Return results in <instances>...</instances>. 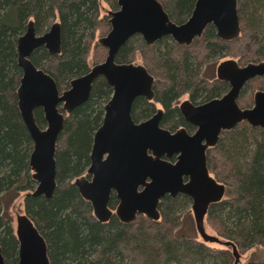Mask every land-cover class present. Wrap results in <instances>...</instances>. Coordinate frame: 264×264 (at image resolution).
<instances>
[{"label": "water", "instance_id": "obj_1", "mask_svg": "<svg viewBox=\"0 0 264 264\" xmlns=\"http://www.w3.org/2000/svg\"><path fill=\"white\" fill-rule=\"evenodd\" d=\"M119 8L110 13V29L99 43L106 48L103 61L94 64L82 76L70 81L71 87L60 91L55 82L41 69H37L28 56L33 49L44 46L49 53L59 50V24L55 22L48 32L36 35L30 20L26 31L17 38V64L22 71L16 90L17 106L22 120L32 139L29 165L32 177L37 182L36 194L48 197L54 186V144L62 128L63 116L58 104L69 111L88 96L93 80L103 76L112 87V94L105 105L103 124L97 128L91 151L93 174L91 183H79V190L93 202L95 214L107 218L105 202L108 192L114 188L120 199L116 213L125 221L137 212H146L156 218L155 206L158 198L170 192L184 193L193 198L194 220L203 240L217 241L204 232L202 217L208 202L219 200L224 185L208 175L203 150L205 145L214 144L218 133L245 122L252 127H264V90L253 95V105L241 109L236 98L245 82L255 76H264V62L238 66L228 59L217 66V77L229 83V90L221 98L190 107L181 106L187 121L197 126L196 132L188 136L183 129L175 134L156 127L148 121L134 124L129 118L132 101L138 96H152L153 77L142 65L115 62L119 48L134 34L142 36L150 44L162 37H170L177 44H189L193 37L201 34L207 25L215 28L221 40H231L240 31L237 15V0H195L191 14L181 24L170 20L158 0H117ZM41 108L46 128L36 126L33 110ZM150 149L156 159L146 157ZM108 153L105 160L102 154ZM180 152L175 165L159 161V155ZM115 172L111 182L108 171ZM114 174V173H113ZM190 175V181L182 184L181 175ZM151 177L150 183L142 181ZM144 186L141 191L137 187ZM16 237L18 240L17 264H48L45 245L33 223L26 215L17 214ZM231 245L235 262L238 260L234 244ZM0 264H4L0 252Z\"/></svg>", "mask_w": 264, "mask_h": 264}, {"label": "trees", "instance_id": "obj_2", "mask_svg": "<svg viewBox=\"0 0 264 264\" xmlns=\"http://www.w3.org/2000/svg\"><path fill=\"white\" fill-rule=\"evenodd\" d=\"M2 1L8 3V0H1V2ZM37 1V5L42 4V0ZM62 1V4L65 5L68 0ZM69 1L71 2L73 0ZM158 1L161 2L164 10L171 19V12L177 8L174 0ZM51 2L52 4H55V0H51ZM35 3L31 4L28 11L34 9L36 6ZM193 4L191 3L189 7V14L193 8ZM68 7L69 8L65 9H68L67 11L69 15L70 11L74 8V4L69 3ZM20 8L19 11L23 15V5H21ZM237 14L241 27L240 35L237 38L232 41L224 42L214 36V30L211 26H209L205 30V35L201 37L202 40L200 44L196 47L192 45L187 47V49L190 48L193 50V48H196L195 54L202 55L225 47L228 49V52L233 57H236L241 64L264 61V0H237ZM19 22L20 19H18L15 12H6L4 15L0 16V65L2 73L4 69H8V67H11L14 71L19 68H16L14 63V59H16V57L13 51V35L16 29H18ZM61 23L63 24V21ZM75 23L77 22L74 21V24ZM135 38L138 37H131L119 49L117 59L120 55L129 53L130 46H135V49L139 47L146 48L143 41L140 40L141 38L139 41L134 40ZM68 40L71 41V38ZM164 40L165 39H162L161 41ZM73 46L79 53V47L76 46L74 42ZM150 49L151 48L147 49L146 55H149ZM63 56L64 55H61L58 60L62 59ZM169 56L173 62L171 63L172 69L167 74L169 76L168 79L170 84L173 85L161 94V98L163 100L165 99L169 102L175 95L174 92L183 87L187 90H193L192 93L197 92L198 89L202 90V88H204L205 81H203L204 79L202 78L204 76L199 75L196 68L192 69L189 67V63L187 61L188 59L181 54L179 46L176 45L175 49L169 53ZM146 58L147 57H144V61L146 62L145 65L148 66L149 62L146 61ZM68 59L71 62L75 61V58L72 56ZM82 67H77L75 65L71 68H67V75L74 72L76 74L78 73L77 75L85 73L86 69L82 70ZM18 70L21 74V70ZM81 71L83 72L79 74ZM3 77L4 75L0 74V103L4 98L7 103V99L10 101L8 94L11 95L13 91V84L9 81H5ZM247 85L253 87L254 89H261L264 87V82L260 79H253L250 80ZM104 86L108 90V86ZM204 91L205 95L208 96V90L205 89ZM210 91L212 92V90ZM107 93H110V89ZM247 100L248 97L244 94V96L242 95L240 97L239 103L241 105H248ZM137 102L138 100H136V103ZM1 104H3V102ZM89 108L90 102L84 103L74 111L75 118L65 124V132L68 135L66 140L68 141L69 147L66 151L64 148L58 153L57 175H60L61 181L67 179L71 173H77V170L80 169L79 167H82L86 163L87 149L90 144V134L87 133L84 128V124H87L90 120L92 112L89 111ZM13 113L16 115L15 111H13ZM37 113L42 119L43 116L40 111ZM95 115L94 119L97 120L100 116V109L97 113H95ZM14 125L16 126L15 123ZM16 128L20 133L18 136L17 133L9 130L4 131L3 135L6 134V138L7 135L12 136V138L15 139L18 137L20 138V135L22 137L23 135L19 126L17 125ZM245 131L249 132L251 136H257V134L264 135V128L250 127L246 123H240L235 128L225 132L222 140H220L216 146L215 153L212 155L211 169L215 179L225 184V197L222 201L212 204L208 209V216L210 219L219 218L220 214L223 213L224 215L226 212L227 219H229L232 217L230 214L233 213V216L237 218L236 227L226 228L220 221L218 222V226L221 228L220 230L224 231L226 234L225 237L232 240L237 247L242 249V251L249 249L255 244L256 246L261 245L264 247V143L256 144L257 146L253 151L250 161L248 162L236 165L231 156L233 154L231 148L234 147L235 144L237 146L239 139L244 137L243 134ZM0 142V164H5L6 159L11 160L17 165V172L15 175L19 176V173L22 170L19 168L24 166L25 155L29 150H31V145L28 144L25 145V147H18L17 149L16 147L8 148L9 146H6V142L9 141L3 140L2 143V139L0 138ZM236 150L238 152L239 149ZM80 164L81 166H79ZM17 179L16 181L18 183L20 178L18 177ZM18 187L16 188V192H18ZM20 189H22V187H20ZM39 197L40 196L31 197L30 201L34 206V213L36 216H39L38 218L44 226L43 229L46 233V240L48 242V249L52 264H117L119 259L123 258L121 250L117 248L118 241H123L124 248L132 246L134 243L136 249L141 252L145 250L150 252L152 258L154 257L153 259L155 260V252H157L155 247H148L151 242L155 243V241L136 242V239L138 238L147 240V235L144 231H141L140 229L133 231V229L129 226H122L116 223L114 219H111L106 225L99 224L89 215L87 206L80 200L75 188L71 184H67L65 187L58 186L51 199L45 200ZM168 202L173 204V202L168 201L167 199L164 201V211H166L165 213L167 216V210H170V204ZM169 222L170 221L166 219L164 224H160V227H157L159 225H153L158 232L161 231L162 237L160 234V244L163 243L164 245H167L166 241H171V239H173V234L169 231L171 230ZM126 234L132 235L135 240L131 241V236ZM177 239L176 241L172 240L173 243L170 242V244H175L174 242H176V244H185L184 246L191 245L193 247H199L202 251L205 250L208 253L212 252L211 255H215V253L216 255L219 254L217 253V250H207L202 245L200 246L195 242L193 243V239H190L188 236L183 237V235L180 234ZM2 242L4 252L12 250L14 247L12 245V239H9L8 235H5V239L3 238ZM170 244L166 247L168 249H173V246ZM153 245L155 244L152 243L150 246ZM98 250L101 253L99 259H92L93 254ZM225 254L228 255L226 252ZM177 258L176 264H188L187 261H185L187 260V255H179ZM227 258L228 257L226 256V260ZM229 260L230 259H228V262ZM4 263L6 264L5 260ZM257 264H264V260Z\"/></svg>", "mask_w": 264, "mask_h": 264}, {"label": "rangeland", "instance_id": "obj_3", "mask_svg": "<svg viewBox=\"0 0 264 264\" xmlns=\"http://www.w3.org/2000/svg\"><path fill=\"white\" fill-rule=\"evenodd\" d=\"M193 2L194 0H174L175 6L177 8L171 12V19L176 22L180 19H186L190 11L189 7L191 3L193 4ZM33 3H35L36 6L34 7V9L28 11V8H30L31 4ZM37 3V0H8V3H5L4 1L1 2L0 0V16L4 15L6 12H15L17 14L18 19H20L18 29H16L13 35V51L16 57V59H14V63L17 68V49L15 40L17 39V37H19L26 31L30 20L33 22L32 27L36 35H42L48 32L51 28V25L57 22L59 24L60 37L59 50L56 53L49 54L47 51H45L43 47H37L32 50V52L28 56V59L37 69H41L45 73L51 75V77L55 79V83H57L58 88L61 91H64L69 87L70 81L79 76L77 75L78 73L76 74L75 72L67 75V68H71L76 65L77 67L83 66L82 70H88L94 64H97L104 60L106 56V49L99 44V39L105 36V34L109 31L110 13L116 11L119 8V5L117 0H73L71 2L68 0L65 4L66 6L62 4V0H55V4H52L51 0H42V4L38 5ZM69 3L74 4V8L70 11V14L68 15V9L66 10L65 8H69ZM21 5H23V15L19 11ZM73 20L77 23H80L74 24ZM62 21L63 24L61 23ZM70 38L71 41L68 40ZM134 40L139 41V38H135ZM73 42L76 44V46L79 47V53L78 50L76 51V49L74 48ZM150 48L151 49L149 51V55H146L147 48L139 47L125 55H120L117 61L119 63H131L142 65L147 70H149V72L153 75L154 80H156L155 87L158 88L162 85H167L166 87L170 86L169 88H171L173 84H170L168 79L169 76L167 73H169V71L172 69L171 63L173 62V60L169 56V53L175 49V46L172 42H167L166 40H164L160 43L151 44ZM179 51L183 56L188 59L187 61L189 63V67L192 69L196 68L199 75L207 70L208 72H210L211 75V70L217 65V63L227 57V53L223 51L222 48L217 49L214 53H209V55H207L206 53L204 55L198 56H196L195 54L196 48H193L192 50L190 48L187 49L186 46H183L179 48ZM61 55H64L63 58L58 60ZM70 56L75 58L74 62H71L68 59L70 58ZM144 57H147L146 61L149 62L148 66L145 65L146 62L144 61ZM18 69L14 71V69L8 67V69H4L2 73L0 65V74L4 75L3 79L13 84V91L11 95L8 94L10 101H8L7 99L6 103V99L4 98L5 100H2L3 104H1L2 102L0 103V138L2 139V143L3 140L9 141L6 142V146H9L8 148L16 147L18 149V147L22 148L25 147V145L30 144L32 150V139L29 135V132H27V130L25 129L24 121L20 118L16 105V87H18L19 85V75L21 76ZM82 72L83 71L79 72V74H81ZM210 75H208V78H211ZM104 85H106L104 79L100 77L95 78L91 84L88 99L86 100L87 103L90 102L89 111L92 112L90 120L87 124H84V128L89 134H91V131H94L97 125L99 124V118L97 120L94 119L96 116L95 113L98 112V110L103 106L106 100L111 96V93H107L109 88L107 90ZM192 92L193 90L189 89V94H191L194 99H199L201 97L200 89L197 90V94L196 92ZM248 92L250 91L248 90ZM174 93L176 94V92ZM248 95L246 94L247 97H249ZM187 96L188 93H185L181 97L174 98L176 99L175 101L180 102L181 100L187 99ZM247 104H250L249 99L247 100ZM59 106H61V104L58 105V107ZM13 111H15L17 116L13 113ZM37 112V110H34L35 124L40 129H45L46 122L44 118H40V115ZM66 118L67 119L64 123L69 122L71 120L69 116ZM14 123L16 124V126H19V129L23 136L21 137L20 135V138L18 137L17 139H15L12 138V136L7 135L6 138V134L3 135L4 131H12L14 133H17V136L18 134H20L19 130L16 128ZM243 136L244 137L240 138L239 142H237V146L235 144L234 147L231 148V150L233 151V154L231 156L233 162H235L236 165H240L243 162L245 163L250 161L253 151L257 146L256 144L264 143V135L262 134H257V136H251L249 132L245 131ZM66 137H68V135L65 132L64 125L63 131L60 133L58 141L59 144L63 145V148L61 147L60 150L65 148L64 150L66 151L69 147ZM236 149H239L238 152ZM31 150H29L28 153H26L25 155V164L22 168H19L20 170L22 169L21 171L19 170V176L15 175L17 172V165L14 164V162H12L11 160L6 159L5 164H0V247L2 249V256L6 264H17L18 261L17 250L19 243L16 237L15 230V218L17 214L26 215L27 218L33 223L40 236L44 238L45 241H47L46 233L43 229L44 226L39 220V216H36V214L34 213V206L30 201L31 197H35L33 196V193H36L35 191L37 187V182L32 177V170L29 165L28 154L31 153ZM60 150L57 152L56 160H58V153L60 152ZM84 165H86V163ZM79 166H81V164ZM79 168L80 169L77 170V173H71V175H69V177L67 179H64L63 181H61L60 175H57L56 180L58 181V186L65 187L67 184H71V177L74 175L79 176L82 173L83 166ZM18 177L20 178V181L17 183ZM220 183L224 184L223 182ZM18 186L22 187V191L20 194H17L16 192V188ZM225 187L226 186L224 184V188ZM55 190L56 188L54 189V192ZM39 198L48 200L44 196H40ZM181 202L182 204L180 205L179 202L178 207H175L174 210H167L169 217L165 213V219L170 221V226L173 225V229L169 230L173 234V239H171V241L165 239L167 240L166 242L168 246L170 242L173 243L172 240L176 241L180 234H182L183 237L193 236L198 241L199 239H202L197 233L195 221L193 219L192 212L190 209V204L186 201ZM226 213L224 215L223 213L220 214L219 218L216 219H210V217L207 215L206 219L204 220V223L202 221L204 232H206L210 236L216 237L218 239L216 242L219 243L208 242L204 243L205 245H203L197 242V240L195 239L192 240L193 243L195 242L200 246L202 245L206 249L207 247H210L214 250H217V253H219L217 255L216 253L215 255H211L212 252L208 253L205 250L202 251L199 247H193L191 245L184 246L185 244H176V242H174L175 244H170L171 246H173V249L170 248V250L166 247L167 245H164L163 243L160 244L161 231L158 232L153 225V227L148 226V222L141 221L139 223V227L141 231H144L146 233L147 240H142L138 238L136 239V242L155 241V243L151 242L148 246L149 248L155 247L157 251L155 252V260L153 259L154 257L152 258L150 252H147L146 250L141 252L140 250L136 249L134 243L132 246L124 248L123 241H118L117 248L121 250L123 258L119 259V262H117V264H176V260L178 259L177 257H179V255H187V260L185 261H187L188 264H230L235 258V256L233 255L232 246L225 245L223 243L225 241H230L231 243L234 242L229 238L225 237L226 234L224 233V231L220 230L221 228H219L218 222L220 221L226 228H234L237 225V218H235L232 213L230 214L232 215V217L227 219ZM132 229L133 231L139 230L135 228ZM5 235H8L9 239H12V245L14 246H12V250H8V252H4V248L2 246V241L3 238L5 239ZM126 235L131 236V241L135 240L132 235ZM152 243L156 246H150L152 245ZM235 245L236 244L234 243V247L239 258L238 264H257L264 260L263 246H256L255 244L252 245L249 249L242 251V249ZM219 249H227L228 255L225 254L226 251L224 252L223 250ZM100 254L101 253L98 250L93 254L92 259H99ZM226 256L228 257L227 260ZM228 259H230L229 262ZM49 264H52L51 258Z\"/></svg>", "mask_w": 264, "mask_h": 264}, {"label": "flooded vegetation", "instance_id": "obj_4", "mask_svg": "<svg viewBox=\"0 0 264 264\" xmlns=\"http://www.w3.org/2000/svg\"><path fill=\"white\" fill-rule=\"evenodd\" d=\"M161 3V2H160ZM162 5V4H161ZM163 7V6H162ZM164 9V8H163ZM165 11V10H164ZM192 11V10H191ZM166 12V11H165ZM191 14V12H190ZM189 14V15H190ZM188 15V16H189ZM238 15V14H237ZM169 16V15H168ZM187 16V18H188ZM170 18V17H169ZM186 18V19H187ZM186 19H180L179 21H173L174 23L176 24H181L183 23ZM239 19V17H238ZM211 26L214 30L213 34L214 36H216V33H215V28L210 24V25H207L201 32L200 35L198 36H195L192 38L191 42L189 44H177L175 41H173L170 37H162L150 44H147L142 36H140L139 34H134L132 35L131 37L133 36H136L138 37L141 41H143V43L145 44V47L148 49L150 48V45L153 44V43H160L162 42L161 40L162 39H165L167 42L170 41L173 43L174 46H179V48L183 47V46H186L187 47H190L192 45H194L195 47L198 46L201 42V37L204 36L205 34V30ZM239 27H240V20H239ZM241 29V27H240ZM240 35V31H239V34L237 35V37ZM130 37V38H131ZM217 37V36H216ZM236 37V38H237ZM129 38V39H130ZM218 38V37H217ZM220 39V38H218ZM235 39V38H234ZM234 39H231V40H222L224 42H228V41H232ZM221 40V39H220ZM128 41V40H127ZM126 41V42H127ZM125 42V43H126ZM124 43V44H125ZM16 44H17V39H16ZM100 44V43H99ZM123 44V45H124ZM101 45V44H100ZM122 45V46H123ZM121 46V47H122ZM40 47H43L45 49V51L48 52V50L46 49V47L44 46H40ZM104 47V46H103ZM120 47V48H121ZM105 48V47H104ZM119 48V49H120ZM106 49V48H105ZM128 50V49H127ZM132 50H135V46H130L129 48V52H132ZM223 51H225L227 54V57H225L223 60L219 61L217 63V65L211 70V75H210V72L205 71L204 73H201L200 75H203L204 77H202L205 81L204 82V88H202L201 91V97L199 99H194L193 96L191 94H189V90L187 89H184L181 88L180 90H177L176 91V94L170 99V101H166L165 99L163 100L161 98V94L168 90L170 86L166 87L167 85H162L160 87H155V82L156 80H154V77L153 75L149 72V70H147V72L153 77V84H152V87H151V90H152V96L150 98H147L145 96H138L136 97L133 101H132V104L130 106V111H129V118L130 120L134 123V124H140V123H143L145 121H148L150 125H152L154 123V120L156 121V127L159 128V129H162V130H165L167 132H169V134H175L177 131L183 129L184 132L188 135V136H192L196 130H197V126H195L194 124H192L191 122L187 121L185 115L183 114V111L181 109V106L186 103L188 104L190 107H198L200 105H203L207 102H209L210 100H213V99H218V98H221L225 93H227V91L229 90V83L228 81L226 80H222V79H219L217 77V66L220 62L222 61H225V60H228V59H232L234 61H236L237 65L238 66H245L246 64H241L239 63L238 59L236 57H233L229 52H228V49L227 48H222ZM119 51V50H118ZM216 52V50L214 51ZM213 52V53H214ZM49 53V52H48ZM212 53V52H211ZM49 54H53V53H49ZM206 54V53H205ZM117 55H118V52L116 53L115 55V62L119 63L117 61ZM204 55V54H202ZM209 55V53L207 54ZM198 56V55H196ZM260 62H264V61H260ZM249 63H258V62H249ZM18 65V64H17ZM137 65V64H135ZM139 65V64H138ZM19 67V66H18ZM20 68V67H19ZM145 68V67H144ZM91 69V67L86 70V72H88L89 70ZM85 72V73H86ZM83 73V74H85ZM83 74L79 75L78 77L82 76ZM49 75V74H48ZM210 75L211 78H208ZM51 77V76H50ZM76 77V78H78ZM100 78L104 79L103 76H99ZM207 78V79H206ZM53 79V78H52ZM75 79V78H74ZM253 79H260L264 82V76H255L253 77L252 79L250 80H253ZM54 82L55 79H53ZM105 80V79H104ZM248 80L247 82H245L236 98V104L238 105L239 108L241 109H246V108H250L252 105H253V95L256 91H262L264 90V87L261 88V89H258V88H253V87H250L249 85H247V83L250 81ZM106 83V81H105ZM56 85V88L60 91V92H63L61 91L59 88H58V85L57 83H55ZM106 85H108L106 83ZM252 85V84H250ZM71 87L70 83H69V87L67 89H69ZM108 88L110 89V93L112 94V87L108 85ZM65 89V90H67ZM208 90V96L205 95V91L204 90ZM245 89V90H244ZM212 90V92L210 91ZM248 90L250 92H248ZM245 91V93H244ZM185 93H188V96H187V99H184V100H181L180 102L178 101H175L176 99L174 97H181L183 94ZM197 94V92H196ZM244 94L248 95V99L250 100V104L248 105H241L239 103L240 101V97ZM111 97V96H110ZM110 97L106 100V102L103 104V106L100 108V117H99V124L97 125L96 129L93 131H91V134H90V137H89V141H90V144H89V148L87 149V154H86V165H83V168H82V173L79 175V176H72L71 179H70V183L71 185L75 188L76 192H77V195L78 197L80 198V200L83 202V204H85L88 208V212H89V215L96 221L98 222L99 224L101 225H106L108 224V222L111 220V219H114L116 221V223L120 224V225H124V226H129L131 228H135V229H140L139 227V223L141 221H146L148 222V226H152V225H159L157 227H160V224H164L166 219H165V212L164 211V208H165V204H164V201L167 199L168 201H171L173 202V204H171L170 202H168L170 204V209L174 210L175 207H178L179 205V202H180V205L182 204L181 201H186L190 204V209H191V212H192V216H193V219H194V212H193V209H192V206L194 204V201H193V198L184 194V193H181V192H177L175 193L174 195H171L170 192H165L164 195H162L161 197L158 198V201H157V204L155 206V212L157 214L156 218L154 217H151L149 216L146 212H135L132 216V218L130 220H123L117 213V208L120 204V199L117 195V192L114 188H111L110 191L108 192V195H107V199H106V202H105V208L106 210L108 211V215H107V218H103L101 216H98L95 214V210H94V205H93V202L88 199V198H85V196L80 192L79 190V183L81 182H85V183H91L92 180H93V174L91 172H89V168L91 166V151H92V147H93V141H94V135H95V132L97 130L98 127H100L102 124H103V120H104V117H105V114H106V110H105V105L107 104L108 100L110 99ZM88 99V97L74 105L69 111H67L66 109L63 108V105H64V102H60L58 105L61 104V108L58 107V111L62 114L63 116V121H62V128L60 129L57 137H56V140H55V144H54V152H53V160H54V186H53V189H52V192L51 194L46 197L44 195V193H40V194H36V193H33L34 195L33 196H44L46 197L47 199H51L53 197V192H54V189L58 187V181L56 180L57 178V171H58V166H57V160H56V156H57V152L61 149V147L63 145L59 144L58 141H59V136H60V133L63 131V128H64V125L66 123H64L66 121V117L69 116L70 119H74L75 118V114H74V111L82 106L86 100ZM136 100H138V102L136 103ZM34 110H37V111H40V113L42 114L43 118H44V115H43V111L41 108H36ZM34 110H33V116H34ZM20 113V112H19ZM21 117V115H20ZM22 119V118H21ZM242 123H245V122H242ZM240 124V123H239ZM238 125V124H237ZM236 125V126H237ZM248 125V124H247ZM25 126V125H24ZM236 126H234L233 128H235ZM250 126V125H248ZM252 127V126H250ZM233 128H230V129H224V130H221L219 133H218V136H217V139L215 141L214 144H207V142L205 140H202V144L205 145V148L203 150V154H204V161H205V166H206V169H207V172H208V175L212 178L215 179L214 175H213V172H212V155L215 153V149H216V146L218 144V142L220 140H222L225 132H228L230 131L231 129ZM260 128V127H258ZM25 129L27 130L28 132V129L26 128L25 126ZM30 156V154H29ZM108 156V153L107 152H104L102 154V158L101 160H105ZM146 157L150 158V160H154L156 159V156L152 153V151L150 149H147L146 150V154H145ZM180 156V152H172L170 155H167V153H163L161 155H159V158H157L159 161L161 162H165L166 164H169V165H175L177 162H178V158ZM114 173V174H113ZM32 174H33V170H32ZM108 175L110 176V180L107 181V182H111V180L114 178V175H115V172L113 170H109L108 171ZM34 179V178H33ZM35 180V179H34ZM69 180V179H68ZM216 180V179H215ZM36 181V180H35ZM144 181V183H150L151 182V177L149 176H145L144 179L142 180ZM190 181V175H186V174H182L181 175V182L182 184H186ZM217 181V180H216ZM219 182V181H217ZM220 183V182H219ZM224 185V184H223ZM144 186H141L139 185L137 187V191H141L143 189ZM22 191V189H20V187H18V192L17 194H20ZM224 194H225V188H224V193L222 195V197L217 200V201H214V202H208L206 204V207H205V212L203 214V217H202V221L204 223V220L206 219V216L208 215V209L209 207L212 205V204H215L217 202H220L224 199ZM175 204V205H174ZM195 221V220H194ZM196 226V224H195ZM35 227V226H34ZM153 227V226H152ZM171 229H173V225H171ZM37 230V229H36ZM197 230V228H196ZM38 232V231H37ZM198 233V231H197ZM39 234V233H38ZM40 235V234H39ZM199 237H201V235L198 233ZM190 239H195L193 236H188ZM43 241H44V245H45V253H46V257H47V260H48V264H49V261H50V254H49V249H48V246H47V241H45L44 238H42ZM197 240V239H195ZM197 242L205 245L204 243H219V242H216V241H207V240H203V239H199V241L197 240ZM234 244V243H233ZM236 246V245H235ZM207 247V246H206ZM207 249L209 250H212V251H215L213 248H210V247H207ZM219 250H223V251H226V253L228 254V251L227 249H219ZM234 257V256H233ZM235 262V258L234 260L230 263V264H234ZM239 263V258L238 260L236 261V264Z\"/></svg>", "mask_w": 264, "mask_h": 264}, {"label": "bare ground", "instance_id": "obj_5", "mask_svg": "<svg viewBox=\"0 0 264 264\" xmlns=\"http://www.w3.org/2000/svg\"><path fill=\"white\" fill-rule=\"evenodd\" d=\"M21 75H22V71H21ZM21 77V76H20ZM20 79V78H19ZM17 108H18V106H17ZM19 110V109H18ZM20 114V113H19ZM0 252H1V249H0ZM1 255H2V253H1ZM17 256H18V250H17ZM2 258H3V256H2ZM3 261H4V259H3ZM17 263H18V261H17Z\"/></svg>", "mask_w": 264, "mask_h": 264}]
</instances>
